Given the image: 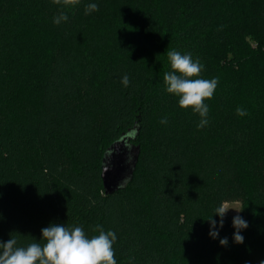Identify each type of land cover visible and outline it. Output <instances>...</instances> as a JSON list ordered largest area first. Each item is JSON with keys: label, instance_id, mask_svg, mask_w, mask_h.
Masks as SVG:
<instances>
[{"label": "trees", "instance_id": "obj_1", "mask_svg": "<svg viewBox=\"0 0 264 264\" xmlns=\"http://www.w3.org/2000/svg\"><path fill=\"white\" fill-rule=\"evenodd\" d=\"M172 50L218 80L203 128L166 91ZM129 131L133 173L106 192L104 153ZM226 201L243 244L214 215ZM50 224L114 231L117 264L264 261V0H0V242L43 244Z\"/></svg>", "mask_w": 264, "mask_h": 264}, {"label": "clouds", "instance_id": "obj_2", "mask_svg": "<svg viewBox=\"0 0 264 264\" xmlns=\"http://www.w3.org/2000/svg\"><path fill=\"white\" fill-rule=\"evenodd\" d=\"M65 6L76 5L79 0H53V3ZM98 10V5L91 3L87 5L85 14ZM68 16L61 13L54 18V23L59 25L62 21H67ZM170 61V72L164 73V83L166 91L179 97V106L182 109L191 108L200 116L197 128H203L208 124L209 106L205 100L212 99L218 85L216 78L204 79L201 77L203 65L198 60H193L191 54H180L172 50L167 53ZM124 87H128L130 78L124 75L121 78ZM238 116H246L248 113L242 107H237ZM161 123H167V118H163ZM229 209L237 212L243 209L230 206L227 202H222L217 207L214 215L221 219L219 227H223L224 217ZM209 235L213 239L219 236L217 222L210 218ZM235 232L233 240L236 244L244 243V236L241 230L248 227V222L240 215L233 217L232 221ZM43 244L31 242L27 246H18L17 239L11 237L7 242H0V264H117L113 244L117 239L116 233L112 230L105 231L101 225H96L93 232L98 233L89 237L80 226L66 227L61 224H50L42 228ZM221 246L228 245L227 237L219 240ZM260 264H264L261 261Z\"/></svg>", "mask_w": 264, "mask_h": 264}, {"label": "water", "instance_id": "obj_3", "mask_svg": "<svg viewBox=\"0 0 264 264\" xmlns=\"http://www.w3.org/2000/svg\"><path fill=\"white\" fill-rule=\"evenodd\" d=\"M136 132L137 130L135 134ZM133 137L130 131L124 133L121 138L111 143L104 153L101 176L106 192L110 193V191L123 187L133 173L138 158V146L129 143V139Z\"/></svg>", "mask_w": 264, "mask_h": 264}, {"label": "rangeland", "instance_id": "obj_4", "mask_svg": "<svg viewBox=\"0 0 264 264\" xmlns=\"http://www.w3.org/2000/svg\"><path fill=\"white\" fill-rule=\"evenodd\" d=\"M191 37L194 40V42L195 41H199L201 38L203 39V36H201V35H195V36H191ZM251 43L254 45V42L253 41ZM226 202L229 203L230 206H235V207L240 208V203L237 202V201H226ZM240 212H237L234 209H229L226 214H231V215H233V217H235L236 215H239Z\"/></svg>", "mask_w": 264, "mask_h": 264}]
</instances>
